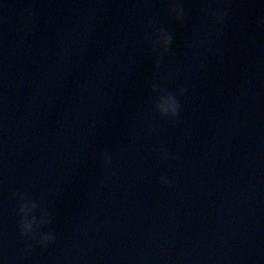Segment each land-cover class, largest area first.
<instances>
[{
    "label": "water",
    "instance_id": "water-1",
    "mask_svg": "<svg viewBox=\"0 0 264 264\" xmlns=\"http://www.w3.org/2000/svg\"><path fill=\"white\" fill-rule=\"evenodd\" d=\"M181 2L0 0V264H264V0ZM152 83L186 89L181 123ZM18 191L49 247L25 252Z\"/></svg>",
    "mask_w": 264,
    "mask_h": 264
},
{
    "label": "clouds",
    "instance_id": "clouds-1",
    "mask_svg": "<svg viewBox=\"0 0 264 264\" xmlns=\"http://www.w3.org/2000/svg\"><path fill=\"white\" fill-rule=\"evenodd\" d=\"M28 16H34L33 10H26ZM230 9H217L213 11V17L216 24L222 25L225 22V18L229 15ZM169 13L173 18L180 23H183L186 19V10L181 0H169ZM153 31L155 38L152 34L147 37L152 43V52L156 54L155 67L159 70L164 62V56L171 51L173 44V34L169 32L163 26L153 25ZM213 33L208 32L205 34V38L211 36ZM161 37L163 41L161 42ZM152 90L158 92L159 96L153 101L155 110L164 118L170 119L177 124L181 123L180 111L181 103L178 96L185 94L186 89L180 88L178 92H173L167 88L162 87L159 83H152ZM149 126H151L149 124ZM164 153V158H168L166 149L161 146L160 149ZM101 157L104 162V166L107 168L112 164V157L108 151L101 153ZM115 175L114 172L111 173ZM161 183L172 185V181L166 176H162ZM19 200L18 214L19 230L22 237L28 239L29 243L25 248V252H30L32 249V242L39 244L43 248L49 247L50 244L54 243L56 236L52 231H41V228L45 225L52 223L51 213L46 209L40 207V205L32 200L26 193L18 191L15 193ZM40 208V215L36 214V210Z\"/></svg>",
    "mask_w": 264,
    "mask_h": 264
}]
</instances>
